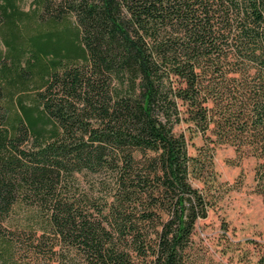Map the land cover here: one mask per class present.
<instances>
[{"label": "trees", "instance_id": "1", "mask_svg": "<svg viewBox=\"0 0 264 264\" xmlns=\"http://www.w3.org/2000/svg\"><path fill=\"white\" fill-rule=\"evenodd\" d=\"M182 121L264 198V0H0V264H188L216 174Z\"/></svg>", "mask_w": 264, "mask_h": 264}, {"label": "rangeland", "instance_id": "2", "mask_svg": "<svg viewBox=\"0 0 264 264\" xmlns=\"http://www.w3.org/2000/svg\"><path fill=\"white\" fill-rule=\"evenodd\" d=\"M175 130L186 134L190 154L202 161L211 158L216 174V185L211 188L216 201L208 217L196 225L188 264H257L264 253V198L255 182L259 160L242 156L229 143L212 142L210 130L204 135L185 121ZM191 181L195 187H206L194 177ZM91 185L85 180L79 185L71 183L68 194L93 190L101 195V188ZM26 215L16 213L13 217L19 222Z\"/></svg>", "mask_w": 264, "mask_h": 264}]
</instances>
